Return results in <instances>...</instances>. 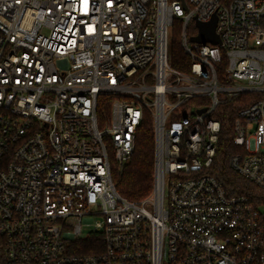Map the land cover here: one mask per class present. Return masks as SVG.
<instances>
[{
	"label": "built area",
	"instance_id": "2783aa9c",
	"mask_svg": "<svg viewBox=\"0 0 264 264\" xmlns=\"http://www.w3.org/2000/svg\"><path fill=\"white\" fill-rule=\"evenodd\" d=\"M184 1L0 0L3 264H264V202L209 173L212 113L244 95L229 164L264 190V0ZM213 15L220 43L192 41ZM146 115L154 187L131 201L112 169Z\"/></svg>",
	"mask_w": 264,
	"mask_h": 264
},
{
	"label": "trees",
	"instance_id": "16d2710c",
	"mask_svg": "<svg viewBox=\"0 0 264 264\" xmlns=\"http://www.w3.org/2000/svg\"><path fill=\"white\" fill-rule=\"evenodd\" d=\"M192 26V25H191ZM169 58L171 65L188 72L189 60L184 54L180 43V22L175 20L170 33ZM219 78L222 79L221 73ZM111 101V97L99 98V111L109 113V103L103 106V101ZM247 105L246 96H238L228 102L221 103L212 113V117L221 123L219 143L215 159L209 168V173L216 176L228 192L246 194L251 199L264 202V190L258 189L230 166V157L238 152L234 143V121L240 108ZM155 171V134L153 120L146 115L136 131L135 147L129 161L120 170L112 169V179L118 193L131 201H140L148 197L154 187ZM93 246V244L91 245ZM86 247L83 253L92 248ZM4 262L3 241L0 239V264Z\"/></svg>",
	"mask_w": 264,
	"mask_h": 264
},
{
	"label": "water",
	"instance_id": "95a60500",
	"mask_svg": "<svg viewBox=\"0 0 264 264\" xmlns=\"http://www.w3.org/2000/svg\"><path fill=\"white\" fill-rule=\"evenodd\" d=\"M186 7L185 1L181 0ZM216 23H217V17L216 15H213L212 18L207 22H200L196 20V26L198 28V35L191 38L194 42L199 43H212V44H219L220 38L218 34L216 33ZM206 109L199 110V113H203Z\"/></svg>",
	"mask_w": 264,
	"mask_h": 264
},
{
	"label": "rangeland",
	"instance_id": "374dc122",
	"mask_svg": "<svg viewBox=\"0 0 264 264\" xmlns=\"http://www.w3.org/2000/svg\"><path fill=\"white\" fill-rule=\"evenodd\" d=\"M192 25H193V24H192ZM193 26H194V25H193ZM169 122H170V120L167 121V126H169ZM168 178H169V177H167V179H168ZM88 234H89L88 230L83 229V233H82L81 237L85 238V237H87ZM163 264H167V262L164 261Z\"/></svg>",
	"mask_w": 264,
	"mask_h": 264
}]
</instances>
